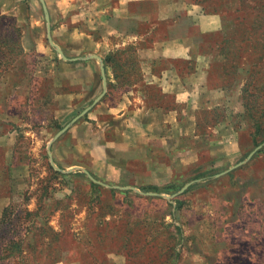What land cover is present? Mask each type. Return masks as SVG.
<instances>
[{"label":"rangeland","instance_id":"374dc122","mask_svg":"<svg viewBox=\"0 0 264 264\" xmlns=\"http://www.w3.org/2000/svg\"><path fill=\"white\" fill-rule=\"evenodd\" d=\"M163 1L167 14L175 8L182 18L184 4L196 7L192 56L180 64L198 98H217L206 89H221L223 103L204 116H177L179 127L167 125L163 141H137L118 162L124 155L112 146L102 151L104 135L93 116L71 123L87 104L78 87L69 81L46 86L52 75L41 63L47 67L55 50L39 1L0 0V17H7L0 19V45L13 23L20 30L16 47L24 30L40 40L34 53L16 57L0 89L6 125L0 209L8 208L0 222V264H228L243 246V216L249 230L264 225V0ZM44 2L53 9L56 0ZM83 16L74 27L89 35L94 10ZM76 42H84L81 52L96 49L90 39ZM113 43L115 60L131 70L128 81H139L144 65L137 49L119 54L127 46L116 37ZM48 151L55 167L70 172L56 171ZM113 163L121 167L117 177Z\"/></svg>","mask_w":264,"mask_h":264},{"label":"crops","instance_id":"0c3cea01","mask_svg":"<svg viewBox=\"0 0 264 264\" xmlns=\"http://www.w3.org/2000/svg\"><path fill=\"white\" fill-rule=\"evenodd\" d=\"M167 4L163 0H56L52 2L56 12L47 5L52 40L67 60H62L54 51V58L47 67L44 61L41 63L52 75V82H47L46 86L69 81L78 87V91H81L78 93L84 95L87 103L80 113L91 106L84 116H93L87 119H93L104 135V140L100 141L103 152L105 147L112 146L113 152L125 156L117 157L118 162L129 158V153L133 151L131 146L137 141H163L162 133L167 125L174 130L179 127L176 126L177 116H204L203 111H211L223 103L219 99L223 93L221 89H206L208 95L216 93L217 98H205L204 93L198 98L190 89L191 81L183 73L186 67L180 64L192 56L188 41L196 39L197 35L193 32L195 14H192L196 7L184 4L182 18L180 13L177 16L174 14L173 5L168 7L172 9V14H167ZM92 9L95 27L86 35L74 24H82L85 11ZM115 37L123 41V46L133 45L137 49V58L144 65L141 79L127 86H120L113 78V69L105 67L103 62L117 46L113 43ZM81 39H90L96 49L92 52L79 51L84 42L76 41ZM39 46L40 40L35 36L32 38L24 30L21 42L23 53H34ZM92 55L99 59H87ZM100 63L107 84L104 95L93 105L103 92ZM86 82L89 83L88 87H82ZM4 85L3 77L0 78L1 90ZM11 86L13 90L19 88L15 82ZM110 90L117 94L113 99ZM182 90L183 97L179 95ZM0 99L5 100L4 96ZM4 118V112L0 113V135L5 133ZM85 119L83 122H86ZM106 135L111 139L106 140ZM120 168L119 164L113 163L115 177L119 175ZM4 208L5 205L0 209V218ZM245 223L243 216L239 231L246 235L243 246H238V253L232 252L228 264H264V225H255L249 230L250 222Z\"/></svg>","mask_w":264,"mask_h":264},{"label":"trees","instance_id":"16d2710c","mask_svg":"<svg viewBox=\"0 0 264 264\" xmlns=\"http://www.w3.org/2000/svg\"><path fill=\"white\" fill-rule=\"evenodd\" d=\"M0 19L6 21L7 17L2 15L0 17ZM13 25H14L12 27L13 31L10 34V36H8V41L7 42L4 41V44L0 45V78L5 77V75L10 70H12L11 66L14 64V62L17 61L16 57L19 56V54H23V49L21 46L16 47L15 45H13V44H15L13 41L14 36L20 37L19 28H17L15 26V23H13ZM134 51H135L134 47L127 46L125 49L121 50L119 54H126L127 53L130 55H133ZM116 54L117 53L113 52V54L107 55L103 60L104 65H105V67L107 66V67H111L113 69V78L115 79V81H117L118 84H120V86H127V85L131 84L132 82L128 81L125 74L131 72V70L125 69L126 66L128 65V64H126V62H124V64H121V62L119 60H115L114 57ZM130 57L131 56H129V59H130ZM129 61L130 60H127L128 63H129ZM55 174H59V173L55 172ZM66 176H70V175L67 174ZM7 210H8L7 207H5L2 210L0 222L3 221ZM14 242H16V241H13V244H14Z\"/></svg>","mask_w":264,"mask_h":264},{"label":"water","instance_id":"95a60500","mask_svg":"<svg viewBox=\"0 0 264 264\" xmlns=\"http://www.w3.org/2000/svg\"><path fill=\"white\" fill-rule=\"evenodd\" d=\"M39 3L41 4V7H42V11H43V14H44V19H45V23H46V39H47V42L49 43V45L55 50V52L61 57L62 60L66 61L67 58L63 55L61 49L56 45L54 44L53 40H52V37H51V29H50V19H49V15H48V11H47V7L45 5V2L44 0H38ZM87 59H99L97 56H89ZM100 72H101V77H102V86H103V92L102 94L94 101L93 105L95 103H97L100 98L104 95L105 93V89H106V76H105V72H104V68H103V65L102 63H100ZM91 109V106L85 108L78 116H76L74 119H72L71 123H74L76 122L78 119H80L81 117H83L89 110ZM68 125L63 127L54 137V139H57L60 135H62L67 129H68ZM254 152H251L244 161L240 162L239 164H237L236 166L234 167H238L240 166L241 164L245 163L246 161H248L252 155H253ZM48 157L50 158V162H51V165L53 166V168L56 170V171H59L61 173H69L70 171H63V170H60L58 169L57 167L54 166L53 162H52V159H51V153L50 151H48ZM88 178L89 180H91L92 182L96 183V184H99V185H103L101 182L95 180L86 170L84 169H81L79 168ZM232 168L228 169L225 173L229 172ZM115 188L117 189H121V190H126L128 189V187H119V186H115ZM187 188V186H184L179 192L178 194L182 193L185 191V189ZM147 195H152V196H158V194H155V193H147Z\"/></svg>","mask_w":264,"mask_h":264}]
</instances>
